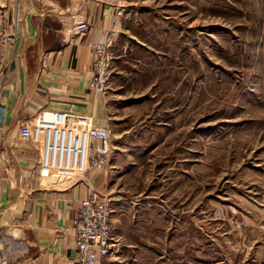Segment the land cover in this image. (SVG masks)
<instances>
[{
	"label": "rangeland",
	"instance_id": "1",
	"mask_svg": "<svg viewBox=\"0 0 264 264\" xmlns=\"http://www.w3.org/2000/svg\"><path fill=\"white\" fill-rule=\"evenodd\" d=\"M17 1L0 0V92L17 57ZM129 10L100 95L115 148L101 189L115 245L105 264H263L264 0ZM81 175L43 178L87 191Z\"/></svg>",
	"mask_w": 264,
	"mask_h": 264
},
{
	"label": "crops",
	"instance_id": "2",
	"mask_svg": "<svg viewBox=\"0 0 264 264\" xmlns=\"http://www.w3.org/2000/svg\"><path fill=\"white\" fill-rule=\"evenodd\" d=\"M20 4L18 58L0 92V238L11 239L2 245L8 264H76L73 218L86 188L47 183L38 170L39 148L20 139V128L42 110L89 114L96 124L110 120L102 113L101 96L89 89L90 44L113 26V11L104 0ZM80 22L89 29L76 36L73 28ZM119 31L128 34L121 24ZM96 179L103 190V173Z\"/></svg>",
	"mask_w": 264,
	"mask_h": 264
},
{
	"label": "built area",
	"instance_id": "3",
	"mask_svg": "<svg viewBox=\"0 0 264 264\" xmlns=\"http://www.w3.org/2000/svg\"><path fill=\"white\" fill-rule=\"evenodd\" d=\"M104 1L113 11L114 24L99 40L90 44L93 63L89 89L99 95L109 89L114 76V45L120 34L121 20L132 15L129 0ZM16 3L12 30L7 39L13 45L7 49L13 53L22 21L20 0ZM88 29L87 23L80 22L74 26L73 31L76 36H83ZM34 126L45 136L38 163L42 176L59 174L66 177L83 173L78 182L85 183L87 192L80 200L73 218L76 264H101L113 253L115 245L109 200L97 186L96 176L105 173L111 165L114 154L113 125L107 120L98 126L89 114L44 110L34 117L32 126L26 123L20 128L22 141L32 142L37 139L32 130ZM5 239L7 244H11L10 238ZM5 239L0 238V264L9 262L7 250L2 247Z\"/></svg>",
	"mask_w": 264,
	"mask_h": 264
}]
</instances>
